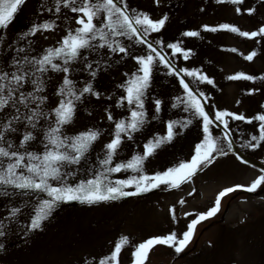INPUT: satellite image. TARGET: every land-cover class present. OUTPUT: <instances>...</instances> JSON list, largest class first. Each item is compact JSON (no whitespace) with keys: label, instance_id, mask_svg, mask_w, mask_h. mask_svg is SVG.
Returning a JSON list of instances; mask_svg holds the SVG:
<instances>
[{"label":"rangeland","instance_id":"rangeland-1","mask_svg":"<svg viewBox=\"0 0 264 264\" xmlns=\"http://www.w3.org/2000/svg\"><path fill=\"white\" fill-rule=\"evenodd\" d=\"M56 2L26 0L20 7L0 35V71L6 72L4 68L9 65V57L15 53L29 60L34 58L32 55L35 53L41 59L47 49L60 47L62 39L70 30L80 27L76 19L82 14L73 13L63 5L57 12ZM123 4L133 17L146 14L153 21L167 17L160 31L148 34L147 40L162 55L167 56L172 68L159 62L146 45L138 43L135 38L128 40L125 37L117 39L127 47V54L94 47L67 65L70 68L67 75L73 82V90L79 94L84 87L91 85L92 92L74 101L72 122L63 126L62 135L73 137L87 130L100 133L82 162L72 166L75 179L68 182L93 179L105 171L101 165L106 155L105 145L114 137L115 123L127 120L132 110V106L126 102L123 106L118 105L126 95L127 81L139 71L140 66L133 57L148 54L154 56L155 66L144 97L149 125L145 129L147 137L139 141V131L132 134V139L122 136L120 149L113 157V163L107 167L143 155L149 141L166 135L168 123H190L187 127L179 128V134L170 142L156 149L144 161L139 173L132 170L107 173L105 183L140 175L153 177L190 161L196 154L197 145L203 143L206 134L202 118L189 107L188 94L180 83L181 78L189 83L195 99L200 101L210 116H214L217 111H227L247 118H224L231 129L233 150L227 149L225 130L222 125L217 126L219 122H216L210 126V132L228 154H215L211 164L202 167L180 187L161 184L149 191L115 200L91 204L76 200L59 203L42 227L32 231H29L31 219L41 201L48 199V196L41 192L25 193L0 186V222L3 223L4 231V235L0 236V263L99 264L101 259L111 256L115 244L122 237H127L128 243L119 253V264H134L133 252L137 245L172 232L181 236L188 230L191 220L215 205L219 192L236 185L246 188L264 175V141L255 149L245 146L253 135H260L259 125L262 122L254 118L264 114V35L248 38L220 28L227 24L248 33L258 31L264 26V0H242L238 5L218 3L217 0H159L158 3L157 0H123ZM100 15L103 18L104 14ZM94 23L99 25L100 22L94 20ZM43 24H51L53 28L26 35L34 26ZM205 26L218 30L208 31ZM186 32H197L199 35L188 37L184 35ZM168 44H177L187 54V59L184 54L168 48ZM253 51L257 53L253 60H246L244 57ZM11 57L15 58V55ZM54 63L64 66L59 60ZM89 64L92 68L87 67ZM173 69L196 72L208 77L213 83L202 82L184 72L177 75ZM13 71H17V67ZM92 72H95V76ZM240 73L255 79L228 78ZM64 76L62 71L49 69L46 73L35 72L34 76L29 77L43 80L44 91L36 95L47 97L40 105V110L47 113V118L40 119L37 129H32L26 121L15 124L18 131L6 134V139L14 146L12 150L24 153L25 149L19 148V142L26 132L31 131L36 139L26 146L27 151L42 154L46 143L44 131L49 126H56L53 110L64 98L58 94L64 86ZM24 87H27L24 93L35 91L31 83H25ZM156 100L161 101L159 112L155 110ZM17 106L23 121L29 109ZM36 107V104H29L30 109ZM14 111L9 107L2 116L11 117ZM109 115L113 117L112 120L108 119ZM153 121L155 123L151 128ZM124 191L135 192L136 188L127 187ZM14 208L19 211L13 217L11 210ZM173 208L175 220L170 212ZM185 213L193 215L186 217ZM144 264H264V182L255 191L239 188L222 197L218 211L195 226L190 241L181 253L177 254L174 248L167 245L156 244L148 250Z\"/></svg>","mask_w":264,"mask_h":264},{"label":"snow or ice","instance_id":"snow-or-ice-1","mask_svg":"<svg viewBox=\"0 0 264 264\" xmlns=\"http://www.w3.org/2000/svg\"><path fill=\"white\" fill-rule=\"evenodd\" d=\"M26 0H0V35L2 30L14 18V15L19 11L20 7ZM159 0H157V3ZM218 3L228 2L232 4H240L242 0H217ZM61 5L64 8L70 9L73 13H81L82 15L76 19V23L80 27L70 30L62 39L61 46L58 48L47 49L46 54L41 59L23 58V63L20 60H14L13 65L17 67V71L0 72V186L5 189L14 188L22 192H41L48 196V199L41 201L39 208L31 219L29 231L37 230L42 227L51 214L55 211L59 203L68 202L72 200L81 203H96L105 200H115L120 197H126L139 194L142 191H149L151 188L159 187L161 184L169 187H180L181 184L186 183L197 171L202 167L211 164L215 158V154L227 155L224 146L215 138L210 132V126L219 122L224 128V140L227 141V149L233 150L234 141L231 137V129L225 117H231L234 120H246L243 115L230 113L227 111H217L214 116H210L204 110V106L199 100L195 99L189 83L181 78L180 83L185 92L188 94L189 107L194 114L203 120V131L205 132L204 141L201 145H197L196 154L188 162L179 164L175 168H171L163 173L156 174L153 177L145 175L133 176L127 180H117L115 182L107 180V173H119L122 171L132 170L140 172L144 161L151 156L156 149L161 145L170 142L174 136L179 134V128L187 127L190 121H173L168 123L166 135L157 136L145 145L143 155H136L126 163H116L113 167H107L113 163V157L118 153L122 144V136L127 139H132V134L140 131L147 123L144 97L146 89L149 86L150 77L155 66L154 56L148 54L141 57H133L138 63L139 71L135 74L133 79L127 81L125 88L126 95L122 97L121 104L123 106H132L130 116L127 120H120L115 123V133L113 139L105 145L106 155L101 160V165L105 171L97 174L95 178L76 183H69L70 179H75V173L72 166L79 165L85 158L86 153L93 146L94 142L99 138L98 131L87 130L79 133L73 137L62 135V128L72 122L75 111L74 101H79L85 93L92 92V86L84 87L79 94H77L72 87L73 82L68 78L70 68L67 67L71 62L81 58L83 53L94 47L107 48L113 53L127 54L128 49L124 46L117 37H125L128 40L136 39L140 44L146 45L150 53H154L159 62L166 67L172 68L171 61L158 51L153 43L147 40V35L151 32H158L164 26L167 17H163L158 21H153L146 14H137L130 16L123 0H57L56 11L59 12ZM237 13L240 12L237 7ZM103 13V18H101ZM251 13V10H250ZM94 20L100 23L97 25ZM53 25L43 24L34 26L29 34H35L37 31L51 30ZM221 29H228L233 33H238L242 37L255 38L258 35H264V26L258 31L251 33L240 31L237 27L229 25H221ZM205 30L217 31V28H209L205 26ZM185 36L195 37L199 35L197 32H186ZM156 43H160L157 41ZM168 48L175 52L184 54L187 59V54L177 44H168ZM18 51H24L19 49ZM233 52L236 49H232ZM256 52L246 55L244 58L252 61L256 56ZM62 61L61 63H54V61ZM24 64L29 65L30 71L24 68ZM92 68V65H87ZM51 69L56 72H64L63 87L59 89V95L64 98L58 102V106L53 110L55 115V127L49 126L48 130L44 131V151L42 154L28 152L26 146H29L32 141L36 139L31 131L26 132L21 141L19 148L25 149L24 153L12 150L13 144L6 139V134L15 133L18 129L14 126L18 123L26 121L32 129H37L40 119L47 118V113L40 110V105L43 104L47 97L37 96V92H43V80L40 77L29 79L34 76L35 72L46 73ZM177 75L184 72L187 76L195 77L196 79L206 81L212 84L213 81L206 76L199 75L196 72L187 70L173 69ZM95 76V72H92ZM230 80H254L255 78L243 73L228 77ZM25 83H31L35 86V91L24 93L21 91ZM18 94V95H17ZM251 94V93H249ZM201 96L203 93L200 94ZM36 104V109H30L29 104ZM17 105H22L29 109V114L21 120L20 108ZM12 107L15 111L11 117L2 116V114ZM175 107V105H173ZM161 108V101H155V110L159 112ZM186 111L188 108L185 109ZM112 120L111 115L108 116ZM254 119L261 121L259 125L260 135H253L246 143L253 149L260 146V142L264 141V114H260ZM247 122H251L248 120ZM255 143H252V142ZM201 148L204 152L201 153ZM27 161V162H26ZM67 169V170H66ZM27 173V175H26ZM54 182V183H53ZM264 182V175L258 177L246 188L242 185H236L222 190L218 193L215 205L206 213H201L191 220L188 224V230L181 236L175 232L169 233L164 237H156L145 241L136 246L133 252L134 264H144L147 258V252L151 246L156 244H163L174 248L177 254L181 253L187 246L193 234L195 226L201 221L213 216L219 209L220 200L222 197L239 188H244L246 191H255L261 183ZM135 187V192L124 191L127 187ZM191 195V193H190ZM184 203V201H180ZM18 209H12L11 215L14 217L18 213ZM173 219H176L175 209H170ZM193 215L192 213H185V216ZM4 235L3 223L0 222V236ZM128 243L127 237H122L115 246L113 253L109 257L100 260L99 264H119V253L122 248Z\"/></svg>","mask_w":264,"mask_h":264},{"label":"trees","instance_id":"trees-1","mask_svg":"<svg viewBox=\"0 0 264 264\" xmlns=\"http://www.w3.org/2000/svg\"><path fill=\"white\" fill-rule=\"evenodd\" d=\"M13 55H15V58H13V57H11V56H13ZM13 55H10V57H9V65H8V67H6V68H4V69H6L5 71L6 72H12V70H13V68L14 67H16V66H14L13 65V61L14 60H20L22 63H23V58L25 57L24 55H21V54H18V53H15V54H13ZM32 56H34V58H36V59H38L37 58V56L38 55H36L35 53L32 55ZM33 59V58H32ZM31 60V59H30ZM24 66V68H26V69H29L30 68V66L29 65H26V64H24L23 65ZM4 70H2V71H0V72H3ZM33 78H35V77H33ZM107 83H105V87H107ZM27 89V87H24L23 89H21L22 91H24V90H26ZM42 96V95H41ZM83 106H81V108H82ZM155 123V121H153L152 123H151V128H152V126H153V124ZM148 124L146 123L145 125H144V127L139 131V136H140V140L139 141H143V139L145 138V137H147V133L145 132V129L146 128H148Z\"/></svg>","mask_w":264,"mask_h":264},{"label":"water","instance_id":"water-1","mask_svg":"<svg viewBox=\"0 0 264 264\" xmlns=\"http://www.w3.org/2000/svg\"><path fill=\"white\" fill-rule=\"evenodd\" d=\"M0 264H3V263H0Z\"/></svg>","mask_w":264,"mask_h":264}]
</instances>
